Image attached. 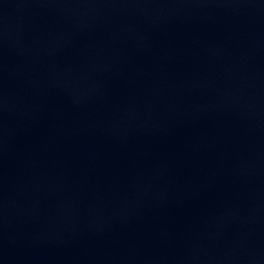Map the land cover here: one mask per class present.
Listing matches in <instances>:
<instances>
[{
	"label": "water",
	"instance_id": "95a60500",
	"mask_svg": "<svg viewBox=\"0 0 264 264\" xmlns=\"http://www.w3.org/2000/svg\"><path fill=\"white\" fill-rule=\"evenodd\" d=\"M0 264H264V0H0Z\"/></svg>",
	"mask_w": 264,
	"mask_h": 264
}]
</instances>
